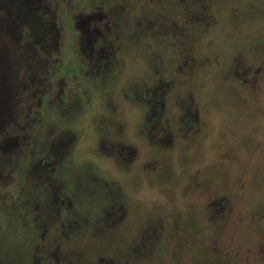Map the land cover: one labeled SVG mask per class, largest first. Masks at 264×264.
<instances>
[{"label":"rangeland","instance_id":"1","mask_svg":"<svg viewBox=\"0 0 264 264\" xmlns=\"http://www.w3.org/2000/svg\"><path fill=\"white\" fill-rule=\"evenodd\" d=\"M116 4L106 65L0 160V264H264V0Z\"/></svg>","mask_w":264,"mask_h":264},{"label":"flooded vegetation","instance_id":"2","mask_svg":"<svg viewBox=\"0 0 264 264\" xmlns=\"http://www.w3.org/2000/svg\"><path fill=\"white\" fill-rule=\"evenodd\" d=\"M93 1L15 0L7 16L0 6V50L6 49L0 55L1 161H7L9 148L16 144L18 150L28 142L36 144L35 132H41L44 115L55 118L58 111H65L59 105L65 97H75V87L69 88L63 76L72 74L73 79H79L87 67H95L99 74L106 65L101 58H107L104 54L107 47L112 48V39L119 38L117 34L111 39L117 0ZM13 9L22 10L21 16L11 22ZM127 15L124 13L123 19ZM116 46L119 49V43ZM65 89L69 93L65 94ZM49 127L53 128V123ZM52 136L41 146L45 155L37 159L45 168L51 164L48 161H56L54 157L66 145L63 137ZM110 146L120 154L132 155L129 144L116 141Z\"/></svg>","mask_w":264,"mask_h":264}]
</instances>
